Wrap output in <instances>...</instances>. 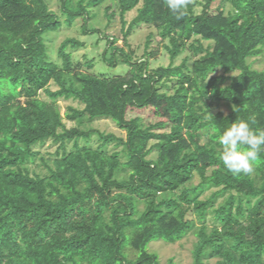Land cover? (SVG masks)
I'll list each match as a JSON object with an SVG mask.
<instances>
[{"label":"trees","instance_id":"1","mask_svg":"<svg viewBox=\"0 0 264 264\" xmlns=\"http://www.w3.org/2000/svg\"><path fill=\"white\" fill-rule=\"evenodd\" d=\"M107 1L60 0L62 21L48 0H0V264H162L149 245L189 234L194 264H264V152L256 176L232 174L218 156L231 123L264 130V70L250 64L264 52V0H188L180 19L166 0H115L105 10L108 26L119 14L114 36L92 24ZM79 19L83 36L107 42L103 62L127 74H98L96 59L76 66L77 38L61 44L60 64L50 60L45 36ZM140 25L168 42V67L150 68L158 50H131ZM187 51L204 55L174 66ZM60 100L83 106L68 108L76 127ZM222 105L229 113L214 112ZM137 111L157 122L129 118ZM86 119H111L127 136L86 129ZM94 135L97 148L79 144ZM48 140L60 146L41 158L44 174L31 165Z\"/></svg>","mask_w":264,"mask_h":264},{"label":"rangeland","instance_id":"2","mask_svg":"<svg viewBox=\"0 0 264 264\" xmlns=\"http://www.w3.org/2000/svg\"><path fill=\"white\" fill-rule=\"evenodd\" d=\"M195 1L196 0H192V2ZM114 3L115 0H108L99 8L91 9V11L96 15L95 19L92 22L94 27L102 31H105L110 36L119 34L121 31V23L118 13L115 19H113V21L111 22V25L108 26V19L106 18L105 10L107 7L111 6L112 11H117V8ZM48 4L50 9L56 12L59 16H61L62 21H64L65 17L61 13L60 0H48ZM196 11L197 12L201 11L199 5H197ZM136 16H137V10H134L131 13L127 14L126 15L127 22L128 23L132 22ZM83 25H84V21L82 19H79L76 21L73 27H68L66 25H63L58 32L48 33L45 36V41L49 49L50 60L54 63L60 64L61 58L59 57L58 49L60 48L61 44L68 38H77L78 40L85 43V48L72 52L76 66L82 67L85 65V63L93 59H96L95 72L98 74H108L112 76L127 74L130 70L128 66L124 65V66H119L116 69H112L105 62H103L101 56H103V54L106 51L107 42L105 40H101L99 34H90L87 36H83L81 33ZM149 37H150V43H149L150 45L148 49H146L147 48L146 45ZM119 44H122V46H124L121 41ZM129 44L131 50L138 51L139 56H142L145 53V51L152 52L154 50H158L156 58L150 62L151 69H157L159 67H168L171 63L170 56L164 47V45H167L168 42L166 41L161 42L160 35L156 31V29L152 27H148L146 25L138 26L135 29L133 35L130 37ZM203 45L205 48L211 46V44L208 42H203ZM125 49L129 50V48H125ZM203 55L204 54L195 55L192 51H187L182 56L176 59L174 66H180L185 58L191 57L189 61V67H191L193 62L197 59H200ZM250 64L253 66L254 69L264 70V52L261 55L250 59ZM223 74L224 73L222 70H218L212 76H220ZM237 74L238 73L236 72L231 75L235 76ZM229 83L230 81H228L226 84L228 85ZM170 85L171 83L169 84V87ZM53 89L55 90V87H53ZM163 90L167 91V89H163ZM168 92L173 93L174 91L170 89L168 90ZM40 96L42 98H46L44 93H40ZM59 105H60L61 113L64 116L65 124L67 128L76 127L78 125L77 122L69 121L66 119L68 108L74 107L77 109H83V106L80 105L78 102L66 101V100H60ZM218 111L229 113V109L225 105H222L221 107L214 109L215 113H217ZM135 117L142 118L143 123L146 125L155 124L157 122V120L151 115L149 111H137L134 113L131 112L129 113V118H135ZM84 128L94 129L105 134H115L116 136L121 138H126L127 136L126 131L121 130L117 126V124L111 119H98V120L86 119ZM100 143L101 142L99 137L97 135H94L89 141V143L80 141L79 144L81 146L88 145L91 146L92 148H97L100 145ZM73 145H74L73 142H68L67 144L68 150H72L74 148ZM59 146L60 144L56 143L53 140H48L44 144L37 145L35 147V150L40 152V155L36 160L35 164L31 165L32 169H36L37 171L42 172L44 174L47 173V169L44 166V163L41 161V158L44 157L46 161L52 160L55 157V154L57 153ZM108 150L110 152H114V151H121L122 148H117L115 145L111 144L110 146H108ZM152 156H154V154ZM253 176H256L255 171L253 172ZM196 242H197V238L193 234H189L175 244H169L163 240L153 241L149 245L148 250L158 254L162 264H168L169 261L171 260L173 261V264H194L193 250ZM207 264H217V260L208 261Z\"/></svg>","mask_w":264,"mask_h":264},{"label":"clouds","instance_id":"3","mask_svg":"<svg viewBox=\"0 0 264 264\" xmlns=\"http://www.w3.org/2000/svg\"><path fill=\"white\" fill-rule=\"evenodd\" d=\"M171 13L180 19L188 0H166ZM221 151L219 159L224 167L234 175L253 172V164L264 152V130L253 129L246 120H238L225 128L219 136Z\"/></svg>","mask_w":264,"mask_h":264}]
</instances>
